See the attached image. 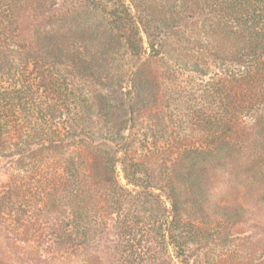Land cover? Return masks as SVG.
<instances>
[{"label": "trees", "instance_id": "obj_1", "mask_svg": "<svg viewBox=\"0 0 264 264\" xmlns=\"http://www.w3.org/2000/svg\"><path fill=\"white\" fill-rule=\"evenodd\" d=\"M39 2L0 0V215L13 218V247L53 244L60 264H78L110 210L127 216L129 185L142 186L149 161L170 179L186 168L195 197L222 174L239 207L251 200L264 213V0H73L66 12ZM143 55L148 95L184 104L190 137L181 119L168 124L173 112L131 113L124 77Z\"/></svg>", "mask_w": 264, "mask_h": 264}, {"label": "rangeland", "instance_id": "obj_2", "mask_svg": "<svg viewBox=\"0 0 264 264\" xmlns=\"http://www.w3.org/2000/svg\"><path fill=\"white\" fill-rule=\"evenodd\" d=\"M71 1L40 0L39 4L41 11L66 12L71 8ZM80 2L89 5L90 0ZM145 57H132L124 77L125 81L132 72L127 89H123L132 101L131 113L137 115L139 112L143 120L149 121L158 117V107L166 111L167 116L173 112L172 121L167 119L168 124L175 125L176 120L181 119L185 122L181 135L190 137L194 128L186 123L188 118L178 115L186 114L184 104L175 108L163 102L156 106L153 97L148 95L147 89L152 88L154 92L148 81L149 71L139 68ZM185 76L182 75L181 80ZM135 81L142 86L138 93L134 89ZM149 107L153 110L148 111ZM149 165L153 166L152 171L142 186L129 185L133 191L124 203L126 208L130 207V211L124 209L127 216L110 210L108 226L92 234L90 246L80 253L78 264H264V213L255 210V203L251 200L242 202L243 207H239L229 179L222 174L207 175L198 183L201 194L195 197L189 193L191 179L183 173L186 168H182L180 175V170L175 169L170 179L165 177L168 176L165 173H160L163 168L155 161H149ZM7 169V163L1 160L0 185L6 183ZM118 171L123 183L122 172ZM169 179L177 184L180 191L177 210L173 213L165 186ZM144 191L153 192L154 196L145 201ZM137 192L140 195L133 197ZM132 209L139 213V226L127 224L126 219L131 217ZM13 245V218L0 215V264H27L30 254L36 260L33 264H60L64 256V250L53 244L40 247L30 243L18 248Z\"/></svg>", "mask_w": 264, "mask_h": 264}, {"label": "water", "instance_id": "obj_3", "mask_svg": "<svg viewBox=\"0 0 264 264\" xmlns=\"http://www.w3.org/2000/svg\"><path fill=\"white\" fill-rule=\"evenodd\" d=\"M131 73L128 75L126 81H125V89L128 87L129 79H130Z\"/></svg>", "mask_w": 264, "mask_h": 264}]
</instances>
